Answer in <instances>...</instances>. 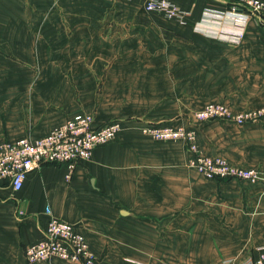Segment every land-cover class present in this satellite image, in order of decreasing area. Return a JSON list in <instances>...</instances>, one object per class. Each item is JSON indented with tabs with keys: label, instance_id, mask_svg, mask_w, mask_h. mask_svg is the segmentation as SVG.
I'll list each match as a JSON object with an SVG mask.
<instances>
[{
	"label": "crops",
	"instance_id": "crops-1",
	"mask_svg": "<svg viewBox=\"0 0 264 264\" xmlns=\"http://www.w3.org/2000/svg\"><path fill=\"white\" fill-rule=\"evenodd\" d=\"M1 1L64 3L47 16L65 25L62 41L51 22L46 43L27 42L49 51L40 60L54 73L0 86V143L44 135L82 114L125 127L71 179L64 165L44 164L18 191L0 185V264H75L26 259L25 247L45 233L47 207L80 227L94 264H243L259 254L264 183L208 179L188 166L183 142L153 139L140 126L188 124L210 102L233 113L264 108L261 22L250 19L241 41L231 42L197 24L205 8L226 9L232 0H169L189 12L187 24L147 11L146 0ZM196 128L208 155L264 169V117Z\"/></svg>",
	"mask_w": 264,
	"mask_h": 264
},
{
	"label": "built area",
	"instance_id": "built-area-1",
	"mask_svg": "<svg viewBox=\"0 0 264 264\" xmlns=\"http://www.w3.org/2000/svg\"><path fill=\"white\" fill-rule=\"evenodd\" d=\"M145 9L162 13L180 24L188 23L189 12L169 0H146ZM252 18L264 24V0H232L226 9L205 8L197 27H208L203 30L211 36L239 42ZM213 28H216L215 34L210 33ZM263 114L264 108L236 114L225 104L212 102L199 110L196 118H223L241 124L257 121ZM121 131L122 122L119 120L95 125L91 114H82L65 120L44 135L6 141L0 145V185L9 184L18 191L27 175L44 164L64 165L68 170L67 178L71 179L80 163L90 159L97 147L114 139ZM143 132L154 139L187 140L196 153L189 158L188 166L208 179L264 182V170L238 166L224 157L199 153L193 131L184 126L145 125ZM46 213L49 219L44 235L25 247L27 261L33 263L57 257L76 264H94L97 257L80 227L54 216L50 207L46 208ZM243 264H264V246L256 257Z\"/></svg>",
	"mask_w": 264,
	"mask_h": 264
},
{
	"label": "rangeland",
	"instance_id": "rangeland-1",
	"mask_svg": "<svg viewBox=\"0 0 264 264\" xmlns=\"http://www.w3.org/2000/svg\"><path fill=\"white\" fill-rule=\"evenodd\" d=\"M63 6H64V3L53 2V1H51V2H48V1H39V2H14L13 1V2H9L8 1V2H6V1L0 0V86L2 84H7V83H10L12 81H14L15 84H16V81H18L22 84L23 80H29V79H31V81L32 80H38V79H41L43 77V75L45 76L47 73H54L55 72L53 70H50L51 67L49 65H47L48 62H45V61L42 62L40 60V57L41 58L47 57L49 51L44 50V49L39 50L38 48L36 49L37 46H35L32 49H28L29 46H28L27 42L29 41L31 43L33 42V44H37L39 41H41V42L46 43L49 35L47 33H43V31L45 30V28L47 26L50 25L51 22H52L51 23L52 26H54V25L56 26L57 31H61L60 33H57V35H55L56 40L62 41L63 40V28L65 25L64 24V20H65L64 17H58L57 16L54 19H52V18L49 19L47 16V13H48V11H52L54 9L59 11V10L63 9ZM16 11L18 13H23V11H25L26 12L25 14H27V15L24 17H22V15L16 16ZM32 13H34L37 17L34 14L32 15ZM39 15H41V16L43 15V17H40ZM27 31H29V33L25 34V33H27ZM24 48H27V50ZM50 54H52V51L50 52ZM58 54H57V56H58ZM31 57H33V58L31 59ZM60 58L62 59V55L60 56ZM28 82H30V81H28ZM32 82L30 83L31 85L34 84V82L33 83ZM40 82H44V81H40ZM98 91H100V89ZM123 102L124 101H120L119 104L122 105ZM210 103H212V102H210ZM215 103H219V102H215ZM207 104H209V103H207ZM205 106H203L202 108H204ZM201 109H199V110H201ZM229 110L231 111L230 108H229ZM198 111H195L194 113L190 114L187 117L188 118V124L177 125V124H173L171 122H164L162 124L160 122L159 123L153 122L150 124L149 123L148 124H146V123L142 124L140 126V129L142 126H145V125H153V126H160V127H163L166 125L184 126L187 130L193 131V134L195 136V142L198 145V152L199 153L203 152L204 154L208 155L207 153H205L201 149V147L198 144L197 128H196L197 125L199 123H203L205 121H214V120H224L227 122L231 121L234 123H236V122L233 120L223 119V118H210L207 120H198L196 118V113ZM246 111H248V110H246ZM243 112H245V111H243ZM239 113H241V112H239ZM91 115L93 116V119L95 121V119H96L95 114L94 115L91 114ZM263 117H264V114L257 121H260ZM129 119H133V117H129ZM114 120L121 121L123 124V127H125V121L124 120H122V119H114ZM130 121L133 122V120H130ZM257 121H248V122H244L241 124H238V123H236V124L237 125H244L247 123H254ZM141 130L143 131V128ZM144 135L149 136L145 133H144ZM149 137H151V136H149ZM32 138H34V137H32ZM151 138H153V137H151ZM156 140L181 141V142H183V144L185 146V150H186L187 154L189 155V158H191V156L193 154L194 155L196 154L191 150L192 144L189 143L187 140H183L182 138H179V139H177V138L176 139L175 138L156 139ZM6 141L7 140L2 141L0 143V145ZM212 157H214V156H212ZM238 166H241V165H238ZM253 168H257L259 170H264V169L258 168V167H253ZM219 180H233V179H219ZM241 181H243V180H241ZM246 182H249L251 184L264 183V182L252 183L251 181H246ZM7 185H9V184H7ZM98 260L99 259L97 257L95 262H97Z\"/></svg>",
	"mask_w": 264,
	"mask_h": 264
},
{
	"label": "bare ground",
	"instance_id": "bare-ground-1",
	"mask_svg": "<svg viewBox=\"0 0 264 264\" xmlns=\"http://www.w3.org/2000/svg\"><path fill=\"white\" fill-rule=\"evenodd\" d=\"M122 129H123V124H122ZM93 154V153H92ZM86 237V236H85ZM87 239V238H86Z\"/></svg>",
	"mask_w": 264,
	"mask_h": 264
}]
</instances>
